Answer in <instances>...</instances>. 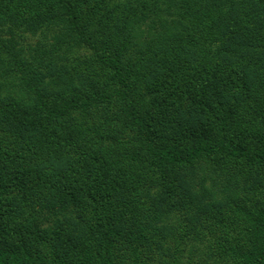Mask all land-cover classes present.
<instances>
[{
    "label": "trees",
    "instance_id": "obj_1",
    "mask_svg": "<svg viewBox=\"0 0 264 264\" xmlns=\"http://www.w3.org/2000/svg\"><path fill=\"white\" fill-rule=\"evenodd\" d=\"M0 264H264V0H0Z\"/></svg>",
    "mask_w": 264,
    "mask_h": 264
},
{
    "label": "rangeland",
    "instance_id": "obj_2",
    "mask_svg": "<svg viewBox=\"0 0 264 264\" xmlns=\"http://www.w3.org/2000/svg\"><path fill=\"white\" fill-rule=\"evenodd\" d=\"M26 40H27V41H32L33 38H32L31 36H28V37L26 38Z\"/></svg>",
    "mask_w": 264,
    "mask_h": 264
}]
</instances>
